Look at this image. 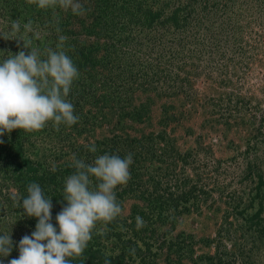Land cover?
<instances>
[{"label":"rangeland","instance_id":"1","mask_svg":"<svg viewBox=\"0 0 264 264\" xmlns=\"http://www.w3.org/2000/svg\"><path fill=\"white\" fill-rule=\"evenodd\" d=\"M79 2L84 16L0 0V32L31 20L18 38L41 52L67 36L80 72L67 97L77 124L0 137V235L13 241L0 264L35 231L27 186L52 198L58 227L70 157L105 153L133 155L122 213L71 264H264V0ZM22 48L0 37V52Z\"/></svg>","mask_w":264,"mask_h":264},{"label":"clouds","instance_id":"2","mask_svg":"<svg viewBox=\"0 0 264 264\" xmlns=\"http://www.w3.org/2000/svg\"><path fill=\"white\" fill-rule=\"evenodd\" d=\"M38 9L71 11L73 15L84 16L85 9L79 0H30ZM34 31L32 21L21 25L19 20L11 21L10 30L0 32L4 40H15L23 44L16 54H5L0 60V137L13 130L37 132L48 126V122L59 130L61 125L71 127L78 123L73 103L67 99L73 83L80 72L65 50L68 37L58 36L55 49L46 47L42 52L32 46L31 39L18 38L21 34ZM59 33V28L56 29ZM30 49L26 53L25 50ZM88 150L96 153L95 144ZM74 173L66 177L63 186V201L66 206L52 224V198L46 197L39 183L27 186L26 197L20 207L27 217L37 219L35 231L25 235L19 242V257L9 264H71L69 258H79L92 239L98 222H103L100 232L107 224L122 213L117 200L116 189L130 180V166L133 155L123 158L117 154L96 156L91 163L84 159L70 157ZM52 171H55L53 166ZM95 180V183H94ZM140 216L136 226L144 225ZM13 250L11 234L0 235V258H7Z\"/></svg>","mask_w":264,"mask_h":264},{"label":"trees","instance_id":"3","mask_svg":"<svg viewBox=\"0 0 264 264\" xmlns=\"http://www.w3.org/2000/svg\"><path fill=\"white\" fill-rule=\"evenodd\" d=\"M55 219V218H54Z\"/></svg>","mask_w":264,"mask_h":264}]
</instances>
